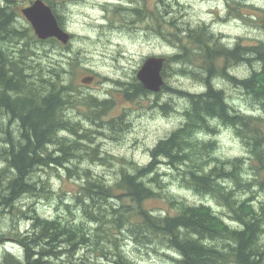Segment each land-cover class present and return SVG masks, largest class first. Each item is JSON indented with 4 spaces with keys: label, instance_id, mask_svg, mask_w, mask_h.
I'll return each instance as SVG.
<instances>
[{
    "label": "trees",
    "instance_id": "obj_1",
    "mask_svg": "<svg viewBox=\"0 0 264 264\" xmlns=\"http://www.w3.org/2000/svg\"><path fill=\"white\" fill-rule=\"evenodd\" d=\"M15 1L0 0V36L7 41L13 37L22 40L25 35L12 8ZM44 1L51 6L62 26L54 1ZM140 1L144 2L131 0L127 6L115 4L116 13L125 20L126 10L130 9V16L133 13L144 22V8L136 4ZM224 1L235 17L245 15L239 6H246V0ZM175 2L159 0L160 4L149 10L154 24L150 28L164 37L166 25L170 26L172 30L168 31L177 37L180 51L167 56L164 68L172 61L178 66V72L194 78L198 75L204 82V90L172 89L187 102L181 114L184 119L178 128L151 148V161L146 165L134 170L121 168L112 182L103 175L92 174L89 168L76 171L82 181L75 194L82 212L78 221L59 216L42 218L34 211L26 215L27 211H23L19 203L27 194L37 195L39 189H48L44 182L38 185L41 180L34 176L38 170L62 165L60 156H52L55 151L52 145L57 144L63 155L73 149L74 144L62 142L63 132L77 134L78 131V122L71 121L67 115L71 102L68 96L73 100V93L66 85L58 84L56 73L57 79L49 73L48 80L34 77L28 70L31 66L25 68L21 64L22 55L16 58V52L0 47V156L4 163L0 167V214L10 211L28 217L31 223L24 233L16 230L11 237L22 246V257L5 253L6 264H134L117 242L118 235L134 236L148 247L169 251L176 264H264V240H261L264 202L256 203L251 200L252 196L239 198L237 195L238 192L252 193L255 187L264 189V41L244 43L239 38L229 46L207 25L191 27L190 22L181 16L178 18ZM164 14L169 17L161 22ZM258 17L264 28V15ZM37 41L59 42L55 38ZM242 64L249 66L248 75L231 72L234 66ZM221 82L238 89L249 100L252 112L236 108L225 89L220 87ZM122 92L130 101L138 95L151 93L136 77L122 88ZM82 105L90 110L94 120H103L111 101L84 95ZM165 106L166 103L162 105ZM121 121V117L110 118L104 123L111 130L118 128ZM220 125L231 128L241 139L252 170H244L246 158L221 159L213 155L215 140L198 139L201 133L204 136L218 133ZM159 157L178 169L183 185L211 197L232 212L237 226L226 222L205 202L185 203L170 193L165 196L173 204L174 213H154L146 207L145 201L159 193L155 188L162 191L165 188V185H157L156 177L152 179L157 185L155 188L150 179L146 180L150 175L159 174ZM65 169L72 170L69 166ZM161 183L165 184L163 180ZM44 193L47 195L48 190ZM83 248L100 255H95L96 258L93 254L82 255L75 261L76 254Z\"/></svg>",
    "mask_w": 264,
    "mask_h": 264
},
{
    "label": "rangeland",
    "instance_id": "obj_2",
    "mask_svg": "<svg viewBox=\"0 0 264 264\" xmlns=\"http://www.w3.org/2000/svg\"><path fill=\"white\" fill-rule=\"evenodd\" d=\"M53 1L57 13L61 16L62 27L71 33L70 41L66 46L60 42L37 41L39 39L34 36L29 22L21 13V8L28 5L29 0H16L12 8L16 12L19 27L25 30V35L22 40L13 37L8 41L0 36V47L6 51L16 52V58L22 55L21 64L25 68L31 66L28 70L34 77L48 80V73L55 79L58 75V84L66 85L73 93V100L68 96L71 102L67 115L71 121L78 122L76 126L78 131L77 134L62 133L65 136L62 140L63 144H74L73 149L69 154L63 155L61 150L57 149V144L52 145L55 148L52 156H60L62 165L44 166L42 170H38L34 174L36 179L41 180L38 185L44 182V187L48 189L44 191L39 189L37 195L27 194L19 203L22 204L23 211H27L26 215L34 211V214L42 218L59 216L78 221L82 218V212L79 210L75 194L82 181L81 175H78L80 173L77 174L76 171L82 172L83 168H89L92 174L103 175L108 182H112L119 169L134 170L136 167L146 165L151 161V148L159 139L176 129L184 119L181 114L187 107V102L172 89L201 92L204 90V82L198 75H194V78L187 73L178 72L176 63L170 61L164 68L165 89L158 93L138 95L131 101L126 100L122 88L126 84L129 85L145 58L151 55L167 58L180 51L177 48V37L168 31L172 30L169 25H166L164 37L150 28L154 24L150 20L149 10L160 4L159 0H144L136 3L144 8V22H140L133 13L130 16V9L126 10L125 20L116 13L118 8L115 4L122 3L123 6H127L131 0ZM175 4V14L178 18L181 16L190 22L191 27L207 25L213 33L221 35L222 41L229 46L239 38L244 43L264 41V28L260 26L263 21L258 17L264 15V0H246V6L243 4L239 6L245 14L243 18L235 17V13L224 0H176ZM132 7H135V4ZM251 14L255 16L252 17ZM167 16L168 14H164L160 19L161 22L167 20L169 17ZM152 17L154 18L153 15ZM231 72L246 76L249 73V66L245 64L234 66ZM88 75L93 76V80L90 83L82 82L81 79ZM221 86L236 108L247 113L252 112L249 100L242 96L238 89L227 82H221ZM64 92L67 94L66 90ZM84 95L107 98L111 101L107 114L103 117L104 121L94 120L90 110L82 105ZM60 97L62 101L63 98ZM165 103L166 106L162 107ZM119 117L122 120L120 126L116 129H108L104 122ZM1 136L2 134L0 138ZM207 138L216 142L213 155L221 159L246 158L244 170H252L247 149L231 128L220 125L218 133L205 136L201 133L198 139L207 140ZM159 160H161L157 167L159 174L150 175L146 180L152 181L156 177L157 185H165V188L162 191L152 181L153 187H156L155 190L159 193L157 197L145 201L146 207L154 213H174L173 204L165 196L166 193H170L175 199L185 203L205 202L220 213L226 222L237 226V221L232 218V212L220 206L211 197H205L183 185L178 169L167 164L166 159L162 157H159ZM3 164L0 156V167ZM67 166L72 170H66ZM161 180L165 184L161 183ZM255 188L252 193L244 195L238 192L237 195L239 198L252 196L251 200L256 203L264 202V189ZM45 190H48L47 195L44 193ZM13 211L17 212V210ZM30 224L28 217L17 216L10 211L0 214V264H6L4 261L6 252L22 257V246L11 237L16 230L24 233L30 228ZM87 225L94 228L93 225ZM118 236L117 242L123 246L124 252L134 264H176L174 256L169 251L148 247L136 241L134 236ZM261 237L263 241L264 231ZM91 254L100 255L83 248L78 251L74 260L82 255L91 256Z\"/></svg>",
    "mask_w": 264,
    "mask_h": 264
},
{
    "label": "water",
    "instance_id": "obj_3",
    "mask_svg": "<svg viewBox=\"0 0 264 264\" xmlns=\"http://www.w3.org/2000/svg\"><path fill=\"white\" fill-rule=\"evenodd\" d=\"M21 13L30 23L33 33L38 39L55 38L62 44L70 40V33L58 22L52 8L44 0H31L21 8ZM164 57L151 55L145 58L136 72L143 86L151 91H159L164 81L161 75ZM93 76H84L81 81L90 83Z\"/></svg>",
    "mask_w": 264,
    "mask_h": 264
},
{
    "label": "bare ground",
    "instance_id": "obj_4",
    "mask_svg": "<svg viewBox=\"0 0 264 264\" xmlns=\"http://www.w3.org/2000/svg\"><path fill=\"white\" fill-rule=\"evenodd\" d=\"M130 1V0H129ZM119 4H122V3H119ZM52 11H53V9H52ZM54 12V11H53ZM55 14V13H54ZM23 15V14H22ZM24 16V15H23ZM27 20V19H26ZM28 21V20H27ZM30 24V23H29ZM70 35H71V33H70ZM70 38H71V36H70ZM70 41V40H69ZM164 57V61H163V66H162V69H161V75H162V78H163V81H164V83H163V85L161 86V88H160V90L159 91H151V90H149V89H147V88H145L144 86V88L146 89V90H148L149 92H151V93H158V92H160V91H162L163 89H165L164 87L166 86V82H165V80H164V78H165V75H164V64H165V62H166V60H167V58H166V56H163ZM145 60V59H144ZM143 60V61H144ZM143 63V62H142ZM142 65V64H141ZM140 65V66H141ZM135 77L138 79V77L136 76V74H135ZM138 81L142 84V82L138 79ZM143 85V84H142ZM178 128V127H177ZM175 130V129H174ZM6 253H9V252H6ZM11 254V253H10Z\"/></svg>",
    "mask_w": 264,
    "mask_h": 264
}]
</instances>
